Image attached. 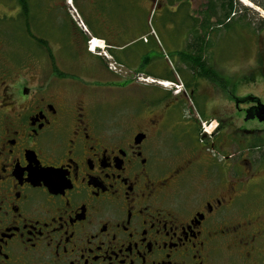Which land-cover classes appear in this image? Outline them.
I'll return each mask as SVG.
<instances>
[{"label": "flooded vegetation", "instance_id": "af4514ba", "mask_svg": "<svg viewBox=\"0 0 264 264\" xmlns=\"http://www.w3.org/2000/svg\"><path fill=\"white\" fill-rule=\"evenodd\" d=\"M78 1L43 0L44 12L98 8ZM8 8L45 54L0 39V264H264V121L247 119L264 102L252 97L235 117L210 34L200 59L195 34L186 45L184 78L137 84L119 78L129 67L110 38L95 54L78 28L71 64L36 34L30 0ZM203 82L224 90L226 108L192 106ZM251 119L262 128L243 125Z\"/></svg>", "mask_w": 264, "mask_h": 264}, {"label": "rangeland", "instance_id": "374dc122", "mask_svg": "<svg viewBox=\"0 0 264 264\" xmlns=\"http://www.w3.org/2000/svg\"><path fill=\"white\" fill-rule=\"evenodd\" d=\"M207 1L191 0L187 7L172 4L169 0H112L111 3L110 0H92L89 2L90 6L96 5L98 8L89 9L87 23H83L80 11L64 12V8L58 9L56 3L48 2L50 11L45 13L43 0H30V3L34 10L36 34L38 37L47 38L51 45L58 47L62 44V50L59 52L62 58H68L71 64L74 59L76 63L80 61L78 55L84 48L81 45L74 47L71 41L78 27L81 29L79 23L82 22L88 34H101L113 40L118 46L114 50L116 57L129 67L124 69L118 65L119 78H131L137 84H143L142 79L147 78V75L162 79L175 73L176 76L184 78L181 71L182 57L186 53V45L193 41L195 34L194 21L191 17L197 16V12L203 10ZM239 1L241 5H238L231 15L234 22L230 28L212 31L209 37L210 55L215 59V71L230 75L232 78L236 118L240 117L242 109L251 104L252 97H258L264 102V69L258 61L259 54L264 51V8L256 4L259 0ZM9 3L10 0H0V39L11 44L15 49L12 52L24 56L32 46L37 55L42 57L45 54L44 47L39 45L38 40L28 38L24 22L17 21L9 13ZM75 7L79 10L78 4ZM97 10H101L104 16L97 14ZM109 60L106 59L111 65L115 64ZM80 72L90 77L89 72ZM99 76L102 77V74ZM97 77L98 74L95 78ZM87 79L86 77L85 83L87 82L89 87H94L95 84ZM196 79L199 80L198 77ZM168 85L159 86L162 91L172 93L176 87ZM200 86L204 93L196 94L192 101L194 108L206 114V108H210L212 98L213 104L221 106V109L226 108L224 90L218 87L212 96L213 90L207 88L205 82ZM219 115L223 116V113L220 112ZM224 116L226 117L225 114ZM243 125L249 129L262 128L260 122L252 119L243 122ZM260 133L262 132L255 135ZM190 134L191 137L188 136L190 140L186 143L198 146L199 141L194 140L195 133ZM180 137V134L177 135L178 139Z\"/></svg>", "mask_w": 264, "mask_h": 264}, {"label": "trees", "instance_id": "16d2710c", "mask_svg": "<svg viewBox=\"0 0 264 264\" xmlns=\"http://www.w3.org/2000/svg\"><path fill=\"white\" fill-rule=\"evenodd\" d=\"M191 0H169L172 4H179L180 6L189 5ZM261 7H264V2L257 1ZM241 5L239 0H208L204 6L203 10L197 12V16H192L191 19L194 21L195 40L197 42V53L199 59L203 57V53L207 48V43L205 42L207 35L215 30H222L225 28H230L233 23L231 15L235 12L234 10ZM215 20L213 21V19ZM186 57H192L191 54H185ZM259 64L264 67V55L259 56ZM202 66L200 65V68ZM202 70V68H201ZM200 72H203L201 71ZM204 73V72H203Z\"/></svg>", "mask_w": 264, "mask_h": 264}, {"label": "crops", "instance_id": "0c3cea01", "mask_svg": "<svg viewBox=\"0 0 264 264\" xmlns=\"http://www.w3.org/2000/svg\"><path fill=\"white\" fill-rule=\"evenodd\" d=\"M81 12V15H80V17H81V19H83V21L85 22V23H87V17L88 16H90L89 15V12H90V10H84L83 9V11H80ZM97 12V14H99L100 16H104V14H103V12L101 11V10H97L96 11ZM79 14V13H78ZM78 28H80V27H78ZM81 30H83V31H85V33H87V30H86V28H84V29H82L81 28ZM88 34V33H87ZM88 35H90V36H92V38H96L98 41H100L101 43H103L104 42V39H106V36H103V35H101V34H88Z\"/></svg>", "mask_w": 264, "mask_h": 264}, {"label": "water", "instance_id": "95a60500", "mask_svg": "<svg viewBox=\"0 0 264 264\" xmlns=\"http://www.w3.org/2000/svg\"><path fill=\"white\" fill-rule=\"evenodd\" d=\"M255 116H257L261 122L264 121V105L263 104H259L258 112L255 115L253 114L251 116H248L247 119H249V117L251 118Z\"/></svg>", "mask_w": 264, "mask_h": 264}, {"label": "built area", "instance_id": "2783aa9c", "mask_svg": "<svg viewBox=\"0 0 264 264\" xmlns=\"http://www.w3.org/2000/svg\"><path fill=\"white\" fill-rule=\"evenodd\" d=\"M97 44H98V42L92 40V41L90 42V46H89V47H90L93 51H95V50H96V46H97Z\"/></svg>", "mask_w": 264, "mask_h": 264}, {"label": "bare ground", "instance_id": "6f19581e", "mask_svg": "<svg viewBox=\"0 0 264 264\" xmlns=\"http://www.w3.org/2000/svg\"><path fill=\"white\" fill-rule=\"evenodd\" d=\"M242 2H244V0H241ZM246 5V4H245ZM96 42H97V39L95 40ZM97 46H99V47H103V44L100 42V41H98V44H97ZM165 84V85H168V84H166V83H168V82H166V81H162V84ZM170 84V83H169Z\"/></svg>", "mask_w": 264, "mask_h": 264}]
</instances>
